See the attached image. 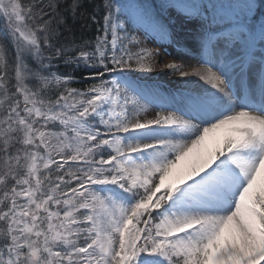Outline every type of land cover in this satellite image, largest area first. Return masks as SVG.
<instances>
[{
  "label": "rangeland",
  "instance_id": "rangeland-1",
  "mask_svg": "<svg viewBox=\"0 0 264 264\" xmlns=\"http://www.w3.org/2000/svg\"><path fill=\"white\" fill-rule=\"evenodd\" d=\"M206 2L203 1V7L210 20L208 25L202 13L191 11L194 8L172 11V4L166 8L167 15L162 13L158 19L143 18L132 1L122 5L112 3L103 17L102 36L88 54H80L85 62L91 58L97 68H106L103 74L86 90L72 88L58 97L45 99L33 92L35 87L58 83L64 78L49 62L45 63L40 56L36 59L40 45L36 44L35 32L29 28L18 0H0V36L14 40L17 61L23 66V73L14 70V79L10 81L4 68L0 72V137L6 133L20 136L21 141L29 145L20 167L26 173L22 178L26 189L24 211L10 215L9 236L0 237V244L3 240L7 244L0 247V264H110L115 254L116 264H264V256L260 255L264 243V162L258 159L253 165L242 151L236 156L229 153L245 144L252 152L257 150L258 139L250 135V128L225 126L213 147L217 151L215 163L206 170L220 161L223 162L220 169L226 168L225 157L239 162L237 177L229 180L245 204L243 210L251 211L250 221L256 228L260 227L259 231H252L250 222L239 210L228 222L219 219L216 214L219 210L215 213L207 210L210 214L207 219L202 213L191 210L188 224L202 223L181 237L171 236L174 217L168 214L172 211L168 207L179 204L177 195L184 189L182 185L174 187L166 182L177 162L173 158L180 150L175 148L174 153L164 156L140 181L134 170L133 174H128L127 166L123 167L116 153L118 137L108 135L112 128H118L110 119L107 105L118 85L114 74L135 58L147 57L154 65L165 68L158 60L159 54L155 53L157 46L170 45L180 66H184L182 57L188 50H204L207 59L224 72L235 64L241 81L234 78V83L238 85L244 80L249 87L261 88L264 92V2L220 0L205 5ZM110 11L112 15L108 16ZM200 16L204 23L189 24ZM118 39L152 47L145 54L131 56L125 45H118ZM209 39L214 41L211 47H208ZM48 45H45L46 53ZM161 53L168 56L164 50ZM3 56L0 43V58ZM193 66L183 67L182 72L157 73L154 79L178 76L179 80L194 82L196 80H187ZM235 69L228 71V76L235 75ZM210 83L216 85L212 77ZM175 84L184 86L186 94L179 92V95L185 96L182 98L186 102L192 104L193 99L198 100L193 85L169 83L173 87ZM7 95L16 98L9 108L4 105ZM200 101L203 102L202 98ZM220 105L233 106L226 100ZM163 110L159 109V113ZM216 120L218 118L204 126ZM195 126L193 122L189 128ZM106 149L111 153L106 159H91ZM206 149L212 153L209 145ZM54 155L56 161L68 158L78 162L86 172L83 177L59 179L63 184L77 181L76 186L62 193L60 213L43 209L50 191L42 182H35L37 172L51 163ZM198 161L202 162V169L210 160L198 157ZM140 169L146 173L145 168ZM220 169L212 171V176ZM27 176L33 179L32 183ZM81 181L83 185L78 184ZM40 213L45 218H39ZM219 213L225 215L224 210ZM196 216L201 221H195ZM178 239L184 240L185 246L179 245Z\"/></svg>",
  "mask_w": 264,
  "mask_h": 264
},
{
  "label": "bare ground",
  "instance_id": "bare-ground-1",
  "mask_svg": "<svg viewBox=\"0 0 264 264\" xmlns=\"http://www.w3.org/2000/svg\"><path fill=\"white\" fill-rule=\"evenodd\" d=\"M209 41L208 47H211L214 41L213 39ZM117 43L121 46L125 45L131 56H136L137 53L145 54L152 47H142L135 42H128L127 39H118ZM162 50L168 54L167 57L161 53ZM198 51L188 50V54L182 57L184 66H180L170 45L157 46L155 53L159 54L158 60L165 65V68L154 65V62L147 57L144 60L135 58L131 59L134 61L130 60L131 62L123 70L114 74L113 77L118 85L114 87L115 95L108 99L107 105L110 119L118 128H112L108 135L118 137L116 153L123 167L127 166L128 174H133L132 170H134L140 181L147 177L151 168L161 162L164 156L174 153L175 148L180 150L178 157L173 158L177 162L172 167V173L166 178L167 180L165 179L166 182L174 184V187L182 185L184 189L180 195H177L180 200L176 202L179 204L168 207L172 209L168 214L174 217V221L171 222V236L181 237L180 235L191 233L192 228L199 227L202 222L196 225L188 224L191 222L188 214L191 210L202 213L204 219L210 217L207 210H212L213 213L224 210V216L223 212L216 213L219 219L223 220L222 222L231 220L235 211L239 210L242 216L247 218V222H250L252 231H259L260 227L256 228L250 221L251 211L243 210L245 204L237 196L236 186L229 180L237 177L239 162L225 157L226 168L220 169V165H223L222 161L214 167L211 166L210 169L206 170V168L215 163L214 157L217 151L213 147L217 144L225 126L250 128V135L258 139L256 151L252 152L245 144L236 150H230V154L236 156L242 151L251 164L256 165L258 159L264 162V116L259 114H264V109L260 108L256 101L260 97L264 99V92L261 88L255 90L249 87L244 80L235 86L234 78L238 79L237 82L241 81L239 78L241 73L235 69L237 68L235 64L224 72L216 63L207 59L204 50ZM191 64L194 66L189 70L187 80H196L194 82L179 80L178 76L154 79L157 73L182 72L183 67H189ZM234 69L237 73L228 76V71L232 72ZM211 77L216 85L210 83ZM175 82L193 85L194 92L199 96L198 100L202 98L203 102L193 99V107H190L188 102L182 99V97L186 98L185 96L174 94V91L186 93L182 85L175 84L174 87L169 85ZM217 87L218 89H215ZM250 92L256 96L253 103L247 104L242 99L245 94L250 95ZM225 100L233 106H221L220 102ZM162 108L163 112L159 113V109ZM230 110L231 114L224 113ZM192 117H197L199 123L191 129L189 126ZM216 118L218 120L212 125L204 126ZM206 145L211 147L212 153L206 149ZM198 157L209 159V165L201 169L202 162L198 161ZM140 168H145L146 173H142ZM215 169L220 171L212 176V171ZM172 202H175L174 198ZM227 208L230 211L227 212ZM237 216L239 217V214ZM195 221L201 220L196 216ZM236 237L234 236V240L237 242ZM178 244L185 246V241L178 239ZM260 253L263 257L264 243Z\"/></svg>",
  "mask_w": 264,
  "mask_h": 264
},
{
  "label": "trees",
  "instance_id": "trees-1",
  "mask_svg": "<svg viewBox=\"0 0 264 264\" xmlns=\"http://www.w3.org/2000/svg\"><path fill=\"white\" fill-rule=\"evenodd\" d=\"M126 1H132L139 12L146 17L158 18L162 13L167 15L166 8L173 4L172 11H178L181 7H188L202 13L207 19V25L210 22L207 12L204 10L203 1L209 0H18V4L25 11V18L29 28L35 32L37 46L40 45L39 56L43 58L45 63L49 62L52 67L59 73L64 81L58 83L43 84L35 87V92L42 98L50 99L60 96L63 92L72 90L83 91L88 89L96 81L98 75H102L106 68H97L96 61L90 58L89 62H85L80 54H88L94 47L95 42L102 36L104 30L103 17L108 12L110 5L124 4ZM220 0H212L218 2ZM223 1V0H222ZM264 2V0H255ZM126 4V3H125ZM203 7V9L201 8ZM123 8V7H122ZM121 8V9H122ZM110 11L108 16H111ZM197 14V13H196ZM203 16H200L194 22L189 24L204 23ZM171 20V19H169ZM173 24L172 21H169ZM225 25H223L224 27ZM190 26H187V28ZM185 29V31L187 30ZM221 29V28H220ZM247 37V36H245ZM251 41V40H250ZM3 57L0 58V72L4 70L8 74V80H13L14 70L23 71V66L17 61V50L12 40L8 36H0ZM49 43V45H48ZM45 45H48L49 52L46 53ZM89 56V55H88ZM23 73V72H22ZM4 100V98H3ZM4 105L7 108L12 107L16 102V98L6 96ZM21 137H12L6 135L0 137V237L6 238L7 226L9 224L10 215L24 211V196L26 194L25 181L22 179L26 173L20 170L22 163L25 161L26 151H29V145L21 141ZM97 157H92L93 161L97 158L106 159L111 153L108 149L98 153ZM55 159L48 165L43 166L37 172L35 182H42L44 188L49 193L43 204V209L51 212H61L62 193L71 190L76 186L77 181L68 184L60 182V178L74 179L76 177L86 176L84 169L80 168L78 162L73 160ZM90 167H92L90 165ZM32 183L33 179L27 176ZM83 181L79 185H83ZM59 184V185H58ZM60 195V196H59ZM39 218H45L43 214H39ZM5 236V237H4ZM9 238V237H8ZM5 244H0V247ZM24 250V247L21 248ZM117 254H115L110 264H116Z\"/></svg>",
  "mask_w": 264,
  "mask_h": 264
}]
</instances>
